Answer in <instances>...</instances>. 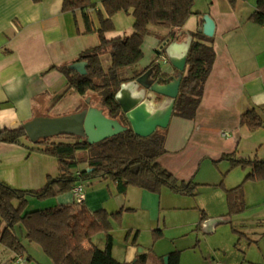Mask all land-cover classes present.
<instances>
[{
	"label": "crops",
	"instance_id": "crops-1",
	"mask_svg": "<svg viewBox=\"0 0 264 264\" xmlns=\"http://www.w3.org/2000/svg\"><path fill=\"white\" fill-rule=\"evenodd\" d=\"M95 1L102 2L97 8L105 13L103 0ZM63 2L0 0V130L23 127L35 116H51L65 99L71 103L74 100L77 110L89 106L112 117L98 93L89 91L86 96L80 95L69 86L60 69L78 61L84 50L100 43L98 33H83L81 13L75 15L64 11ZM256 2L238 0L232 6L229 0H195L194 8L199 14L192 15L184 29L171 30L151 25L150 31L157 27L162 39H156L149 55L144 54L140 61L124 70L127 77L134 78L153 68L151 65L158 60L157 49L169 39L167 37L163 41V38L170 36L172 40L181 32L180 39L184 40L186 32H200L205 14H210L215 20L213 46L216 56L196 118L191 120L172 115L167 127L166 152L158 158L179 179L195 180L202 170L207 173L209 164L204 166L205 163L224 160L225 154L244 157L240 151L251 132L241 124V116L253 107L264 108V26L250 19ZM126 13L133 15L132 12ZM127 32L117 28L107 32V36H127L130 34ZM106 56L110 66V55L103 57ZM161 68L170 75L177 74L170 62H163ZM149 94L153 96L149 102L151 110L170 101L168 96L161 95L156 100V93L149 91ZM63 112L66 111L58 114ZM23 141L24 144L0 143V180L19 189L41 188L49 175H59L58 159L53 165L48 154L35 149L30 151L29 143L25 138ZM86 181L81 182V197L71 189L56 195L58 203L80 202L81 198L91 211L105 209L112 213L121 210L126 215L141 207L148 193V190L132 185L125 192H119L109 179L94 178L91 185ZM41 208L44 207L28 209ZM112 225V252L115 254V221ZM132 230L128 231L127 237ZM104 233L106 242L107 234ZM137 238L138 231L128 246L124 262H133L139 253H147L136 245ZM92 241L96 245L95 234ZM96 246L102 245L98 243ZM14 255L17 254L13 250L0 245V264H10L8 260ZM13 259L18 263L16 256Z\"/></svg>",
	"mask_w": 264,
	"mask_h": 264
},
{
	"label": "trees",
	"instance_id": "trees-1",
	"mask_svg": "<svg viewBox=\"0 0 264 264\" xmlns=\"http://www.w3.org/2000/svg\"><path fill=\"white\" fill-rule=\"evenodd\" d=\"M235 6L238 0H229ZM105 13L97 8L93 0H64L63 10L75 15L80 12L84 23L83 33H98L100 43L84 50L78 61L87 62V73L63 66L70 87L82 96L89 91L98 93L102 104L112 117H118L128 128L99 142L75 135L72 141H54L52 137L35 142V150L58 159L60 173L48 176L44 186L38 189H19L0 180V245L16 254L25 250L17 233L22 228L28 241L39 244L54 264H147V253L141 252L133 262H124L113 255L112 221H117L123 211L108 212L105 209L91 211L81 202L57 204L47 208L28 209L29 197L48 198L73 189L79 183L94 178L109 179L119 192L136 186L152 192L168 187L184 195H197L199 183L193 179H179L165 168L158 158L166 152L167 128H158L152 135L143 137L131 128L121 106L115 98L121 84L132 78L124 74L126 67L140 61L143 43L150 26H164L171 30H182L188 19L199 14L195 0H103ZM124 11L134 16L133 32L127 36L109 38L107 32L114 30V14ZM94 14L100 26L94 23ZM250 19L264 26V0H257ZM187 65L183 72L168 74L161 63L154 62L156 75L161 82H169L182 74L173 115L195 119L202 102L206 82L213 70L216 52L213 36L203 32L192 34ZM167 37L163 40L165 41ZM161 44L157 55L164 53ZM109 54L110 66L105 69L103 56ZM161 64V65H160ZM161 95L156 94V100ZM80 110V108H79ZM264 108H251L241 116V124L255 131L264 126ZM29 139L24 127L0 130V143L24 144ZM30 140V139H29ZM233 165L251 167L248 178H264V160L240 158L225 154ZM85 164L80 168V164ZM241 186L228 189L227 197L231 212L236 210V196ZM99 231L107 234L105 248L94 244L92 237ZM169 264H180L179 255L172 254Z\"/></svg>",
	"mask_w": 264,
	"mask_h": 264
},
{
	"label": "rangeland",
	"instance_id": "rangeland-1",
	"mask_svg": "<svg viewBox=\"0 0 264 264\" xmlns=\"http://www.w3.org/2000/svg\"><path fill=\"white\" fill-rule=\"evenodd\" d=\"M100 4L102 2L97 1V5ZM113 21L114 30L133 32V15L120 11L114 14ZM94 23L96 27L100 26L97 16H94ZM158 30L156 27L146 35L142 46L144 54L149 55L156 39H162ZM166 37L170 39V36ZM104 63L108 68V56L103 57ZM76 106L74 100L71 103L65 99L51 116L74 113L78 111ZM64 110L66 112L58 114ZM262 115L264 117V111ZM250 132L251 137L244 142L240 154L243 158L264 160V126ZM52 138L54 141L73 140L66 135ZM26 141L33 151L35 143ZM49 156L54 165L56 157ZM208 164L207 173L202 170L194 180L196 183L200 181L197 195H184L168 187L160 192L148 191L141 207L115 221L116 249L113 255L116 259L124 261L133 235L138 231L136 245L147 252V264H169L166 257L171 253L179 255L180 264H215L217 261L224 264H264V178H248L251 167L233 165L228 159L210 161L204 166ZM53 172L56 173L55 169ZM86 182L91 185L93 179ZM238 186H241V191L236 196L237 211L231 212L227 190ZM57 204V196L29 197L28 208H47ZM131 228L132 234L127 237ZM17 233L25 245V250L19 255H23L28 264H54L39 244L26 239L22 228L18 227ZM95 243H101L99 247L105 248L103 231L95 234ZM15 256L8 260L10 264H18L13 259Z\"/></svg>",
	"mask_w": 264,
	"mask_h": 264
},
{
	"label": "water",
	"instance_id": "water-1",
	"mask_svg": "<svg viewBox=\"0 0 264 264\" xmlns=\"http://www.w3.org/2000/svg\"><path fill=\"white\" fill-rule=\"evenodd\" d=\"M216 22L210 14L204 15L203 27L199 30L207 36H213ZM182 33L175 35L173 39L165 42V54L169 62L180 72L187 65L189 50L193 41L191 33L186 32V37L181 40ZM69 68L77 70L81 74L87 73V62L76 61ZM154 68V67H153ZM149 68L147 71L123 82L117 91L115 98L121 106L133 131L143 137L152 135L158 128H167L170 124L176 97L179 92L182 74L169 82L162 83V76L156 75V71ZM154 92L158 95L170 97L168 104L151 110L149 102ZM24 129L32 142L57 135H75L87 138L95 143L115 135L128 128L120 118L105 115L94 107H85L71 114L59 116L39 115L23 124ZM168 263L169 256L166 257Z\"/></svg>",
	"mask_w": 264,
	"mask_h": 264
},
{
	"label": "built area",
	"instance_id": "built-area-1",
	"mask_svg": "<svg viewBox=\"0 0 264 264\" xmlns=\"http://www.w3.org/2000/svg\"><path fill=\"white\" fill-rule=\"evenodd\" d=\"M157 62H159V63H163V62L168 63L169 60H168L167 55L165 53H160L158 55ZM73 189H75L76 192L78 193L79 197H81V192L83 191V184L80 183V184L76 185ZM79 201L81 202V198H79ZM16 260L20 264L21 263L22 264H25L26 263V260L24 259L23 255L17 254L16 255ZM215 264H224V263L217 261Z\"/></svg>",
	"mask_w": 264,
	"mask_h": 264
}]
</instances>
